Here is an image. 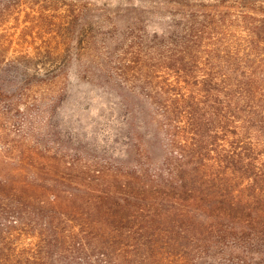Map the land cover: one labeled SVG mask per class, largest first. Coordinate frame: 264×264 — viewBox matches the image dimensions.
<instances>
[{"label": "trees", "instance_id": "obj_1", "mask_svg": "<svg viewBox=\"0 0 264 264\" xmlns=\"http://www.w3.org/2000/svg\"><path fill=\"white\" fill-rule=\"evenodd\" d=\"M57 1L0 0L2 20L58 18L0 53V134L20 146L0 136V264H264V0L127 8L116 155L58 134L72 61L101 74L83 8Z\"/></svg>", "mask_w": 264, "mask_h": 264}, {"label": "rangeland", "instance_id": "obj_2", "mask_svg": "<svg viewBox=\"0 0 264 264\" xmlns=\"http://www.w3.org/2000/svg\"><path fill=\"white\" fill-rule=\"evenodd\" d=\"M70 1L58 0L57 3L60 9H63ZM155 1L164 4L167 0ZM78 2L77 6L83 8L85 18L75 27L79 35L83 30L87 35L94 37L95 41L88 53L95 56V61L90 62L89 68L101 74V80L95 82L82 79L78 75V64L72 61L68 68L66 97L60 101L53 118L60 136L71 135L74 140L82 138L89 150L104 155H116L120 111L118 26L122 25L124 17L121 16H125L128 9L135 6L148 9L153 2L152 0H78ZM31 6L25 3L19 8L14 7L3 20L0 18V53L7 48L8 55L18 51H33L36 45H43V41H49L46 39L53 35L51 29H56L55 24L58 21L55 12L52 13L54 17H46L42 20L36 11L37 6H33L34 8ZM144 19L156 23L160 17L154 18L150 14ZM102 75H108L105 76V81ZM0 136L3 137L2 140L8 142L11 149L16 147L20 149L19 143L12 141L8 135L0 134ZM25 162L28 161L25 159Z\"/></svg>", "mask_w": 264, "mask_h": 264}]
</instances>
